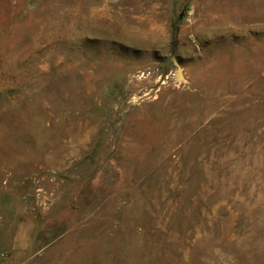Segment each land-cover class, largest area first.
<instances>
[{"label":"rangeland","instance_id":"rangeland-1","mask_svg":"<svg viewBox=\"0 0 264 264\" xmlns=\"http://www.w3.org/2000/svg\"><path fill=\"white\" fill-rule=\"evenodd\" d=\"M0 264H264V0H0Z\"/></svg>","mask_w":264,"mask_h":264},{"label":"water","instance_id":"water-1","mask_svg":"<svg viewBox=\"0 0 264 264\" xmlns=\"http://www.w3.org/2000/svg\"><path fill=\"white\" fill-rule=\"evenodd\" d=\"M171 64H174V65H176V67H177V69H176V71H175V73H176V75H177V78H178L179 80H183V81H185L186 78H185L184 75H183L182 68H181V66H180V64H179V62H178V60H177L176 55H171V56L169 57V59L161 65V67L165 66V67H166V72H168Z\"/></svg>","mask_w":264,"mask_h":264}]
</instances>
